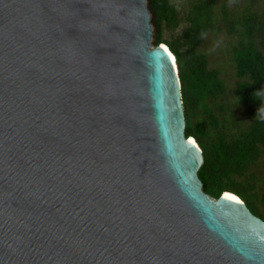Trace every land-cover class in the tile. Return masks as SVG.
Masks as SVG:
<instances>
[{"label":"water","instance_id":"obj_1","mask_svg":"<svg viewBox=\"0 0 264 264\" xmlns=\"http://www.w3.org/2000/svg\"><path fill=\"white\" fill-rule=\"evenodd\" d=\"M150 20L146 0H0V264H264V220L202 190Z\"/></svg>","mask_w":264,"mask_h":264},{"label":"trees","instance_id":"obj_2","mask_svg":"<svg viewBox=\"0 0 264 264\" xmlns=\"http://www.w3.org/2000/svg\"><path fill=\"white\" fill-rule=\"evenodd\" d=\"M146 4L153 44H166L175 56L185 135L193 136L202 149L197 171L202 190L214 198L230 191L264 220V177H259L260 183L252 171L264 157V118L259 114L264 109V0H189L188 25L172 39H165L163 30L172 31L181 21L174 4L169 0H146ZM221 23L235 38L230 56L237 77L233 91L242 110L240 118L234 114L232 119L219 117L214 111L211 104L226 94V86L219 70L208 66L199 49L203 34L209 29L217 32ZM215 107L224 108L221 103ZM228 127L231 130L226 131Z\"/></svg>","mask_w":264,"mask_h":264},{"label":"rangeland","instance_id":"obj_3","mask_svg":"<svg viewBox=\"0 0 264 264\" xmlns=\"http://www.w3.org/2000/svg\"><path fill=\"white\" fill-rule=\"evenodd\" d=\"M172 4H174L175 9L177 10L179 16L181 17V21L179 25L172 31L164 29L163 37L165 39H172L181 33L182 29L188 25V22L185 19V15L188 10L189 0H169ZM259 6L262 3H258ZM255 9L258 10V7L255 6ZM216 10L219 12V5L216 6ZM153 30V26H152ZM153 35V34H152ZM235 42V38L227 34L226 28L221 23L219 25L218 31L214 32L213 29L207 30L203 34L202 41L199 45V49L206 55L208 60V66L210 68H216L219 70L220 76L223 79L226 86V94L222 97H217L215 102L211 104L214 111L219 113V117H226L229 115L232 119V116L236 115L237 118L242 117V110L239 105L235 101V68L231 59V46ZM150 46H154L153 44V36L150 40ZM264 47V42L261 44V47ZM264 52V49H263ZM219 103L223 104L224 108L218 110L215 107L219 105ZM229 109V110H228ZM235 110V112H234ZM236 118V119H237ZM231 130V127L226 128V131ZM252 171L257 176L258 179L264 177V157H261L259 163L253 166ZM260 177V178H259ZM262 179L259 180L261 183Z\"/></svg>","mask_w":264,"mask_h":264},{"label":"bare ground","instance_id":"obj_4","mask_svg":"<svg viewBox=\"0 0 264 264\" xmlns=\"http://www.w3.org/2000/svg\"><path fill=\"white\" fill-rule=\"evenodd\" d=\"M161 44L164 46L165 49H167V52H168V54H169L170 49L167 47V45L164 44V43H161ZM169 55H170V59H171L173 65H174V69H175V71H176V73H177V65H176L175 56H174V54H173L172 52H170ZM190 140L194 141V138L191 137ZM226 195L229 196V197H233V196H234L238 201H239V200L241 201V198H240L239 196H237L236 194H234V193H232V192H230V191H226Z\"/></svg>","mask_w":264,"mask_h":264},{"label":"clouds","instance_id":"obj_5","mask_svg":"<svg viewBox=\"0 0 264 264\" xmlns=\"http://www.w3.org/2000/svg\"><path fill=\"white\" fill-rule=\"evenodd\" d=\"M259 114H260L261 118H264V109H261Z\"/></svg>","mask_w":264,"mask_h":264},{"label":"snow or ice","instance_id":"obj_6","mask_svg":"<svg viewBox=\"0 0 264 264\" xmlns=\"http://www.w3.org/2000/svg\"><path fill=\"white\" fill-rule=\"evenodd\" d=\"M161 47H164V46L162 45ZM165 51H167V49H165ZM229 199L235 200L236 198L233 196V197H229Z\"/></svg>","mask_w":264,"mask_h":264}]
</instances>
